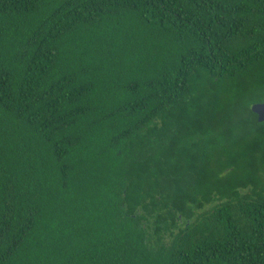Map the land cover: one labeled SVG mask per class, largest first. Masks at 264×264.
<instances>
[{
  "label": "trees",
  "instance_id": "1",
  "mask_svg": "<svg viewBox=\"0 0 264 264\" xmlns=\"http://www.w3.org/2000/svg\"><path fill=\"white\" fill-rule=\"evenodd\" d=\"M264 0H0V264H264Z\"/></svg>",
  "mask_w": 264,
  "mask_h": 264
},
{
  "label": "water",
  "instance_id": "2",
  "mask_svg": "<svg viewBox=\"0 0 264 264\" xmlns=\"http://www.w3.org/2000/svg\"><path fill=\"white\" fill-rule=\"evenodd\" d=\"M251 113L255 116L258 122L264 121V100L261 104L252 105L250 108Z\"/></svg>",
  "mask_w": 264,
  "mask_h": 264
}]
</instances>
